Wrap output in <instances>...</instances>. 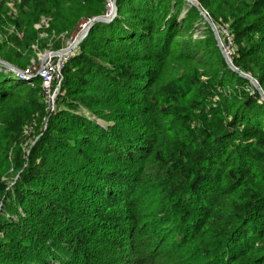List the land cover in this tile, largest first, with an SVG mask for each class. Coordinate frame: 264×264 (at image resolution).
<instances>
[{"label": "trees", "instance_id": "trees-1", "mask_svg": "<svg viewBox=\"0 0 264 264\" xmlns=\"http://www.w3.org/2000/svg\"><path fill=\"white\" fill-rule=\"evenodd\" d=\"M198 1L264 92V0ZM106 4L19 0L0 59L27 69L42 15L73 34ZM116 7L53 107L0 69V264H264V99L194 5Z\"/></svg>", "mask_w": 264, "mask_h": 264}, {"label": "rangeland", "instance_id": "rangeland-1", "mask_svg": "<svg viewBox=\"0 0 264 264\" xmlns=\"http://www.w3.org/2000/svg\"><path fill=\"white\" fill-rule=\"evenodd\" d=\"M18 2H19V0H0V13L2 11L6 12L5 16H4V24L1 26V29H2L1 38L3 40L8 39V37L14 33H16L18 39H20V40L22 39L21 32H18L16 27L11 22L8 21L9 16H14V17L18 16V10H17ZM198 3H199V1H198ZM109 4H110V2L107 1L106 11H108V5ZM110 13H111V9L109 10V14ZM86 20L87 19H83L81 21V23L79 24V26L77 28V31H75L73 34H70V33L67 34L66 32L58 33V31H56L55 29L48 30L49 24L51 23L50 22L51 21L50 15H42L40 17L39 22L34 25V27L36 29H37V26L39 27V32L37 34L36 41L34 43H32L30 46L31 47L30 63L26 66V68L31 69L30 72H31L32 76H37L36 75V69H37L38 64H39V55L41 56L47 52H54L56 50H59L61 47H63L66 44L67 41H72V37H74L81 30V28H82L81 26L83 23L86 22ZM86 27H87V25H86ZM202 31H203V27L201 25V26H198L196 29H194L193 34L196 37L201 36ZM11 45L12 44H10V46ZM228 45H229V43H227V46ZM0 60H2V59H0ZM2 61H5V60H2ZM5 62H7V61H5ZM7 63H9V62H7ZM9 64H11V63H9ZM11 65H13V64H11ZM13 66L18 68L15 65H13ZM0 69H3L4 71H6L9 68L7 65L0 63ZM18 69L24 70L22 68H18ZM7 71H9V70H7ZM13 72L16 73L15 71H13ZM61 79H62V74H61ZM60 81L55 82L53 84V86L49 89V91H48V89H45L43 87L45 90L44 91L45 95L47 96V100H48L49 104L52 105V107L54 105V99H55L54 95L55 94L57 95L59 88H60ZM57 89H58V91H57ZM52 95H53V99L51 98ZM102 124H104V123H102Z\"/></svg>", "mask_w": 264, "mask_h": 264}, {"label": "built area", "instance_id": "built-area-1", "mask_svg": "<svg viewBox=\"0 0 264 264\" xmlns=\"http://www.w3.org/2000/svg\"><path fill=\"white\" fill-rule=\"evenodd\" d=\"M87 24V21L82 24L81 30L74 36L72 37V41H67L66 44L61 47L60 49H68L69 47L72 46L74 40L78 37L79 33L82 31L84 28V25ZM228 46H224L228 53H230V48L229 46L231 45V40L228 38ZM77 48H73L70 51H64L61 53H54V52H47L43 55H39V64L36 69V75L41 79L42 85L45 89H49L53 86L55 82H59L61 80V71L64 66V64L70 59L73 51ZM9 71H12V69H7ZM6 70V71H7ZM31 69L27 68L26 70H19L15 71L16 74L21 77V78H27L30 79L32 77L31 74ZM13 72V71H12ZM53 99V95L51 96Z\"/></svg>", "mask_w": 264, "mask_h": 264}, {"label": "water", "instance_id": "water-1", "mask_svg": "<svg viewBox=\"0 0 264 264\" xmlns=\"http://www.w3.org/2000/svg\"><path fill=\"white\" fill-rule=\"evenodd\" d=\"M108 2H112V13L110 15H108L107 11L102 14V15H97V16H93L92 18L88 19L87 21V27L85 28V30L82 32L79 33L78 37L74 40L73 44L71 47H69L68 49H59V50H56L54 51V53H61V52H64V51H70L72 50L73 48H75L78 43L86 36V34L88 33L89 29L92 27V25L95 23V22H110L112 21V19L116 16L117 14V7H116V0H107ZM187 1L188 3L194 5L195 7H197L200 11V13L202 14V16L204 17L205 21L209 24L210 28L212 29L213 33H214V36L216 38V41H217V44L220 48V51L222 53V55L224 56L226 62L228 63L229 67L238 72L241 76L245 77V78H248L251 83L253 84V86L259 91V93L261 94L262 98L264 99V92L262 91V88L259 84V82L252 76H250L249 74H246L242 71H239L238 68L236 66H234V64L232 63V60L229 56V53L228 51L226 50V48L224 47V44L220 38V35L218 33V30H217V27L215 25V23L211 20V18L208 16L206 10H204L200 4L198 3L197 0H185ZM0 63L4 64V65H7L8 68L12 69L13 71H19L18 68L14 67L13 65L5 62V61H2L0 60ZM58 91V89H57ZM56 95V94H55ZM54 95V97H55Z\"/></svg>", "mask_w": 264, "mask_h": 264}, {"label": "bare ground", "instance_id": "bare-ground-1", "mask_svg": "<svg viewBox=\"0 0 264 264\" xmlns=\"http://www.w3.org/2000/svg\"><path fill=\"white\" fill-rule=\"evenodd\" d=\"M110 9H111V13H112V2H111V1H110V4L108 5V11H107L108 15L111 14V13L109 14V10H110ZM86 25H87V24H86ZM86 25H84V28L82 29L83 31L85 30ZM83 31H82V32H83Z\"/></svg>", "mask_w": 264, "mask_h": 264}]
</instances>
